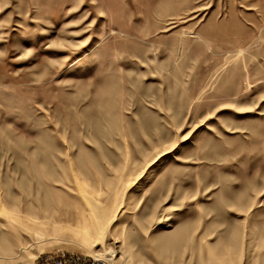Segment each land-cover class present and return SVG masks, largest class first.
Instances as JSON below:
<instances>
[{"label":"rangeland","instance_id":"rangeland-1","mask_svg":"<svg viewBox=\"0 0 264 264\" xmlns=\"http://www.w3.org/2000/svg\"><path fill=\"white\" fill-rule=\"evenodd\" d=\"M89 197L109 259L71 227ZM31 218L55 236L29 249ZM19 245L264 264V0H0V255Z\"/></svg>","mask_w":264,"mask_h":264},{"label":"bare ground","instance_id":"bare-ground-1","mask_svg":"<svg viewBox=\"0 0 264 264\" xmlns=\"http://www.w3.org/2000/svg\"><path fill=\"white\" fill-rule=\"evenodd\" d=\"M160 153H158V156ZM150 163L151 162H149V164ZM137 176H139V174L136 176H133V177L136 178ZM134 179H131V180L133 181ZM129 181H130V179H129ZM132 181L129 183H133ZM91 198H93V197H91ZM91 198L89 197L88 200H86V202L84 204L86 205L87 209L80 211V214L78 213V215H76L77 217L75 219L77 222L72 223L73 226H71V227H72L73 231L77 235H79V239L81 240L80 242L85 247H88L89 245H95V244L100 243L101 247L99 248L100 253H98V256H100V255L105 256V254L107 252L114 254L115 253L114 250H116L115 247H112L105 242V238H106L105 228H106L107 223L112 218L111 217L112 213L106 214L105 210L103 208H101L100 205L95 200H93ZM31 213H33V212H31ZM33 216H35V215H33ZM31 222H35V223L29 222V232L30 233L34 232L33 235L35 234V240H32V241L29 240V249H30L31 245H34L33 243H36L38 241L39 237L44 238L43 234L46 237H54L55 236L54 232H50L49 230L44 229L45 228L44 225H48V223L43 222L42 220H39V219H35V218H31ZM56 224H58V223H56ZM26 248H27V246H25V245H19L17 248H15L16 250H14L13 255H12V253L7 255V256L0 255V258L2 259V260L0 259L1 260L0 264L3 263V260H6V258H7V262H8L7 264H11V262H13L15 257L17 258V256H21L26 251ZM111 257H112V255H108V257L105 256L104 258L109 259Z\"/></svg>","mask_w":264,"mask_h":264},{"label":"built area","instance_id":"built-area-1","mask_svg":"<svg viewBox=\"0 0 264 264\" xmlns=\"http://www.w3.org/2000/svg\"><path fill=\"white\" fill-rule=\"evenodd\" d=\"M103 262L95 255L85 256L75 251L47 252L41 256L40 260V264H99Z\"/></svg>","mask_w":264,"mask_h":264}]
</instances>
